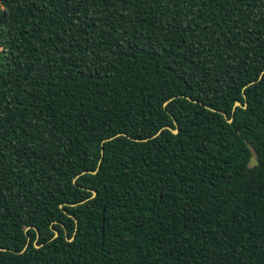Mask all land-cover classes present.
Instances as JSON below:
<instances>
[{"label":"trees","instance_id":"trees-1","mask_svg":"<svg viewBox=\"0 0 264 264\" xmlns=\"http://www.w3.org/2000/svg\"><path fill=\"white\" fill-rule=\"evenodd\" d=\"M0 49V264H264V0H0Z\"/></svg>","mask_w":264,"mask_h":264},{"label":"water","instance_id":"water-1","mask_svg":"<svg viewBox=\"0 0 264 264\" xmlns=\"http://www.w3.org/2000/svg\"><path fill=\"white\" fill-rule=\"evenodd\" d=\"M188 100H190L189 98H188ZM190 101H192V100H190ZM168 102H166L165 104H164V106L167 104ZM236 107H241V103L240 102H236L235 104H234V107H233V109H232V111L234 112L235 111V109H236ZM245 108V107H244ZM223 115V117L226 119V121H227V123H232V119H227V115L225 114V113H223L222 114ZM163 129H167V130H170V128L168 127V126H166V127H164ZM171 132L173 133V134H177V129H175V130H171ZM160 133V131L155 135V136H157L158 134ZM108 140H110V139H108ZM95 195V192H93V196ZM56 237H58V232L57 231H54V237L52 238V239H54V238H56ZM67 241H72V238L71 239H66ZM35 246V248H39L40 247V245H34ZM0 251H3V252H5V251H10L9 249H6V248H1L0 247ZM19 253H21V252H19Z\"/></svg>","mask_w":264,"mask_h":264},{"label":"rangeland","instance_id":"rangeland-1","mask_svg":"<svg viewBox=\"0 0 264 264\" xmlns=\"http://www.w3.org/2000/svg\"><path fill=\"white\" fill-rule=\"evenodd\" d=\"M1 50V49H0ZM255 164V159H254V157H252V159H251V162H250V166H252V165H254Z\"/></svg>","mask_w":264,"mask_h":264}]
</instances>
